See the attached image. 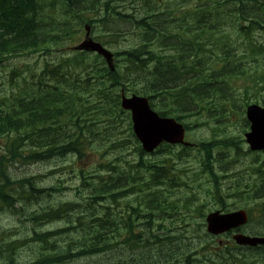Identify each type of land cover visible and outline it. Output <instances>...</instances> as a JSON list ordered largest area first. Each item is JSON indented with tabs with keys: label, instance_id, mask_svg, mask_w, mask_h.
<instances>
[{
	"label": "trees",
	"instance_id": "obj_1",
	"mask_svg": "<svg viewBox=\"0 0 264 264\" xmlns=\"http://www.w3.org/2000/svg\"><path fill=\"white\" fill-rule=\"evenodd\" d=\"M38 1L0 0V59L5 60L39 51L46 53L48 52L47 48L61 42L62 38H65L69 33L66 20L59 23L58 26L54 24L51 15L45 14L43 16V9ZM121 1L123 4L134 3L135 5L137 3V6L142 10L141 14L126 16L123 13H118L122 10V6L116 9V2L101 0V22L113 16L122 17V20L112 19L105 24L109 29L112 27V31L116 33L131 32L140 38L141 42H139L136 51H126L119 54V57H123L125 63L128 64V68L121 71V67H119L114 72H110L102 61L101 66L94 63L92 67L88 64L83 65L84 61L65 66L55 65L51 70L49 67H45L43 74L56 77L55 86L51 91L47 90L42 95L28 94L27 88H24L18 95L12 96L16 102L8 106L5 111L0 106V139L9 133H13L21 141H28L29 144H34L33 146H50L53 141V145L61 147L38 163L61 158L69 151L80 158L84 153H90L89 149L95 144H98V148L101 147L104 154H113L115 150L120 149L113 138L119 136V133L116 132L119 125H124L127 121L126 114L120 109L119 89L124 88L126 92H140L155 98L172 97L184 75L172 70V63L165 64L162 54L168 50L175 51L178 57H172L174 66L184 63L186 54H189L190 51H196L195 47L190 46L193 43L185 39L187 34L190 39L194 38L193 41L197 40L200 34L209 37V40L215 39L216 46L226 52H234L235 49L230 48L232 47L229 40V29L231 28L233 32L238 30V39L243 42L240 45L254 51L249 36L250 32L258 30L264 24V0H194L197 3L191 9L186 8V3L191 0ZM247 2L250 4L247 5ZM85 3L88 5L91 3L90 6H94L99 2L97 0H64L63 2L68 9H71V6L76 8L77 4L85 5ZM56 6L58 3L55 2L49 4L48 7L54 11ZM44 20H49L53 29L47 32L45 36L41 35L46 30L41 24ZM189 20L192 21L190 25L187 23ZM78 27L79 25H73L74 30ZM54 28L57 29L54 30ZM120 28L121 30H119ZM189 30L195 34L189 33ZM199 30L200 34L198 33ZM185 44L189 45L187 50H185ZM222 57H225L224 54ZM77 60L79 59L77 58ZM151 62L154 63V66L150 64ZM142 67L146 69L145 75L141 72ZM149 73L154 74L155 79L147 77ZM245 74L246 71L241 67L239 59L232 55L227 56L225 65L222 66L217 77L202 79V82L222 83L223 85L210 86L208 83L205 87L215 99L225 95L228 96L227 99H230L229 94L233 91L234 86L224 84L225 79L228 78L233 83V78H250ZM259 81L262 83L264 80L261 78ZM259 81H256V85H261ZM40 83L42 82L39 81ZM129 83L132 86L128 85ZM33 86H38V84ZM224 87L226 93L223 91ZM223 93L225 94L223 95ZM235 93L236 88L233 98ZM183 107L192 108L187 101L183 102ZM118 122L119 125H117ZM97 123H101V133L94 128V124ZM37 130L41 137L36 140L35 132ZM46 133L49 135H42ZM100 134L101 138H99ZM94 137L97 139H93ZM20 148L14 145L11 153H14L15 149L19 151ZM136 148L139 155H142L139 147ZM116 160L120 165L122 164L119 156H113L112 160L105 161L110 163L103 166L111 174L101 176V182L93 181L88 184L90 193L85 198L83 208L81 210V207L77 208L73 212V216L76 217L68 221V224L74 227L64 228L62 231L56 230L51 234L57 235L54 240L52 239L56 241L67 237V233L73 229L75 233L72 236L68 235V237H74L68 240L67 247L60 248L63 249L65 256L72 253L76 255L64 263H62V258L65 256L61 253L53 259L47 260L42 257L43 264H67L70 261L79 264L80 260L88 259L96 253L97 256H101L104 261H107L98 264L147 263L140 262L139 254L136 253L100 254L111 247V241L119 234L118 219L112 212L115 213V208L120 200L130 191L118 192L128 186L138 188L139 184L136 181L141 180L140 176L135 178L140 174L138 168H136L135 177H133L129 175V171L127 173L121 172V167L112 163ZM1 166L2 163H0V168ZM138 167L153 172V186L157 187L165 182L170 172V168L164 163L161 166L145 167L139 161ZM169 180L171 181L170 178ZM24 184L26 185V183ZM28 185L30 186L27 183ZM262 190L264 194V187ZM97 195L98 199L94 202L91 201ZM157 198L161 202L160 204H158ZM157 198L155 197L146 204V207L152 209L148 211L150 213L158 212L159 215H163L168 207H172V204L163 200L160 194L157 195ZM100 201L107 204L103 210L101 209V215H98L93 207L98 205ZM134 201L133 203L128 202L125 207V215L128 220L124 221L125 225L120 231L127 233L144 232L150 231V227L153 230L152 222L145 221L148 213L141 215L142 211L145 210L144 199L136 198ZM262 208L264 212V204ZM39 213L45 214L48 211L41 210ZM142 220L145 222L142 223ZM143 225L145 227L141 229ZM136 239L137 237L134 236L133 241L137 242ZM210 247L209 242H198L196 246L184 247L183 249H179L175 244H169L162 246L154 257L157 258L158 264H166L160 262L163 259V253L170 255L182 253L183 264H235V261L239 259L238 256L231 253L235 251L231 245ZM57 249L59 248L57 247ZM183 250H186V254ZM59 251L61 250L59 249ZM257 251L255 260L252 262L245 261L243 264H264V249L263 253L260 250ZM147 257H143L141 260ZM119 258L121 259L119 260ZM153 258L149 260H155ZM167 264L172 263L167 262Z\"/></svg>",
	"mask_w": 264,
	"mask_h": 264
},
{
	"label": "rangeland",
	"instance_id": "obj_2",
	"mask_svg": "<svg viewBox=\"0 0 264 264\" xmlns=\"http://www.w3.org/2000/svg\"><path fill=\"white\" fill-rule=\"evenodd\" d=\"M176 1H180V0H176ZM196 3H197L196 1L191 0L188 3H186V8L191 9ZM249 4L250 3L247 2V5ZM101 30L106 31V32L108 31L111 33V35L109 36V40L112 41L113 49H117L118 51L129 50L133 48L134 45L139 41V38L135 37L134 34L131 32L116 33L110 30L107 26L105 28H101ZM255 34H256L255 37L258 43L264 46V35H261L260 33H255ZM103 41L108 42L107 40H103ZM113 49H111V51H113ZM191 54H193V51L189 52V55ZM261 58H264V56H258L257 60L260 61ZM38 60L40 59L36 55L31 56V57H20V58L7 60L3 63V65L0 66V100H3L5 96H9L12 92V88L14 89L13 93L14 94L17 93L18 88L21 85L20 77H26L28 79L29 74L27 72L29 70H40V62H38ZM12 70L16 74L20 75L17 79L20 82V84L18 85L10 83ZM183 75H184L183 77H186L185 73H183ZM240 84H243V83L238 82L237 88L242 87ZM249 99H251V97ZM251 101L254 102V99H251ZM185 109L192 110L193 108L186 107ZM242 110H243V105L241 102H239L237 103V107H235L234 109V112L237 113L238 116L230 117L229 115L230 110L227 111L225 116L227 119L229 118L230 119L225 124L223 122L224 117L218 116V119H217L219 120L218 122L215 119L217 115L209 116L210 111L208 110L199 111V112L196 111L194 112L193 116H190L191 118L190 122H192L193 125L194 123L205 124V125H202L203 126L202 128L199 127V129H195V131L192 132V134H189V136L192 135V137L190 136L192 139L191 140L192 142L194 141L197 142L200 140H206L207 142H210L213 139V136H215L217 139L222 140V141L228 140L229 139L228 137L238 138L240 140L238 147H240L244 152H241L238 154L235 148L229 149V148L217 147V148H213L214 152L212 153V156L214 157L213 159L215 160V162H213V169L215 173L220 177L218 181H220V183L224 185V186H220L222 188V191L226 189L221 195L224 201L229 205V210L233 208L231 204L233 202H235L234 203L235 208H242L241 207L243 205L242 201L243 199L248 198V195L244 194L241 197L233 195L234 197H232V195L227 196V191L228 193H232L236 191L237 193L247 192L249 188H251L250 186L251 183H254L255 179L257 178V173L252 169H256L258 166L257 164L261 165L264 160L263 156L252 154L248 150L244 142H242V139H244V133L247 131V129L244 127V124L242 122ZM218 112L221 115L223 113V110L219 109ZM176 151L178 150H174V152ZM124 153H127L125 157H130L133 160L136 159V156L135 154H133L131 149H128ZM242 153H245V154H242ZM165 157H166L165 155L152 156L149 154L147 157H145V159L149 161H155L157 159H164ZM198 157L199 155H197V152L192 151L189 153V157L185 158V160L180 161L179 164L180 166L185 167L189 170L185 181L188 183L187 184L188 189L192 188V190L188 192H193L198 198L197 202L205 205L204 212L205 214H207L208 209L212 208V206L213 208L211 210H214V209L218 210V207L214 205L213 199L209 195L203 192V190H205L206 187H210V184L208 183L207 175L202 172V166L198 163ZM69 161L71 162L72 159H70ZM99 161L100 159L97 158L95 161V165ZM51 162L52 161L50 162L45 161L44 163H38V165L47 166ZM80 166H82V164H80ZM22 169L23 168H18V170L20 171L14 174V176L16 177L30 176V175L36 174L37 172H40V173L44 172V170L39 168L36 172L25 173L23 172ZM221 176H225L226 178L222 179ZM68 178H69L68 175L50 177L42 181L41 183L39 182L38 186L46 187L51 184L55 185L59 179L68 180ZM190 179H193L194 183H191ZM75 183H76L75 181L68 182L66 183V186L70 184L75 185ZM198 188H201V189H198ZM187 195L190 196L191 194L189 193ZM55 197L56 198L53 201H51L53 199L51 198V199H46L40 203L42 206H46L48 204L58 205L61 202L72 201L75 198V194H74V191H71V189H69L65 191L62 194V196L58 195ZM97 199H98V195L95 196L91 201L94 202ZM79 205H83V204H79ZM80 207L78 208H80L81 210L83 207L82 206ZM244 210L251 213V219H250L249 225L242 231L247 232V233L249 232L250 234H256V235L264 234V223L259 222L258 215L255 212L254 203L250 201L249 205H247V208H245ZM254 214L256 216H254ZM200 218L201 217L198 214H193L191 220L187 219V221H190L188 225L185 227V229L183 228L181 230L177 229L178 223L176 225L172 221L171 222L168 221V223H164V227H166V231L169 236L167 238H170V240L175 238L176 239L175 246H177L179 249H183L184 247L190 248L192 245L196 246L198 242H209L210 245H218V246H219V243L221 245H224V242H227L225 238H222V237L211 238L210 236L209 237L204 236L205 230L204 228L200 227V224H199L201 222ZM153 227H154V224H153ZM52 228H57V224L56 223L52 224ZM63 229L64 228H59L56 230L62 231ZM200 230H202L204 233ZM153 234L158 235L161 233H158L155 228L153 230ZM56 237L57 235H51V239L53 240ZM122 247L124 248V246ZM144 251L145 253L138 255L140 260L141 258L146 257V256L154 257V252H151L150 250H144ZM183 252L186 254V250H183ZM36 253H37L36 251H29L26 254L24 259L27 260V264H29L30 261H35V262L39 261L40 263L43 262L42 257L39 258V260L34 258V254ZM61 254L65 256L64 255L65 253L64 254L61 253ZM73 255H76V254L72 253L62 258V263L73 259ZM182 255H183L182 253H178V254L173 253L172 255L163 253L162 260H163V263L170 262L172 264H183V261L181 259ZM256 255H257L256 253H253L251 255L249 253H246L244 258L241 259V262H245V261L249 262V261L255 260ZM92 257H88V259L80 260L79 264H98L99 262H104V263L107 262V261H104L101 258V256L96 255ZM94 257L96 258L94 259ZM120 259L121 258H119V260ZM67 264H74V263L70 261Z\"/></svg>",
	"mask_w": 264,
	"mask_h": 264
},
{
	"label": "water",
	"instance_id": "obj_3",
	"mask_svg": "<svg viewBox=\"0 0 264 264\" xmlns=\"http://www.w3.org/2000/svg\"><path fill=\"white\" fill-rule=\"evenodd\" d=\"M81 49L97 51L110 61V55L92 43H84ZM122 107L132 112L134 130L143 143L145 150L151 151L161 141H180L175 135L176 127L170 124L169 120H161L156 114L150 111L145 99L132 97L123 99ZM248 119L252 123V133L246 135L247 142L251 148H264V110L255 106L248 108ZM239 217V219H238ZM243 221V213L239 212L234 216H218L214 214L208 217V231L212 234H219ZM243 245H264V239L237 238Z\"/></svg>",
	"mask_w": 264,
	"mask_h": 264
},
{
	"label": "flooded vegetation",
	"instance_id": "obj_4",
	"mask_svg": "<svg viewBox=\"0 0 264 264\" xmlns=\"http://www.w3.org/2000/svg\"><path fill=\"white\" fill-rule=\"evenodd\" d=\"M38 252H39V251H37V253L34 254V258L39 260V258H41V255H40ZM6 259H7V258H6ZM11 259H14V257L11 258ZM18 259H19V258H18ZM14 260H16V259H14ZM5 262L10 263L8 260H5ZM18 264H19V263H18ZM22 264H27V260L24 259ZM29 264H41V263H40L39 261H38V262L30 261Z\"/></svg>",
	"mask_w": 264,
	"mask_h": 264
},
{
	"label": "bare ground",
	"instance_id": "obj_5",
	"mask_svg": "<svg viewBox=\"0 0 264 264\" xmlns=\"http://www.w3.org/2000/svg\"><path fill=\"white\" fill-rule=\"evenodd\" d=\"M17 9V8H16ZM122 20V19H121ZM112 23V22H111ZM121 23V22H120ZM120 23H118L119 25H121ZM127 23V22H126ZM108 27V26H107ZM121 27V26H120ZM115 28V27H114ZM118 28V27H117ZM116 29V28H115ZM110 30H112V27H111V29ZM119 30H121V28L119 29ZM66 147V146H65ZM62 151H64V150H62ZM95 194V193H94ZM84 210V209H83ZM97 254V253H96ZM70 255V254H69ZM74 256V255H73ZM42 257V256H41ZM56 257V256H55ZM93 258V257H92ZM96 257H94V259H95ZM126 258V257H125ZM67 259V258H66ZM97 262H99V261H97ZM41 264H43V262L41 263Z\"/></svg>",
	"mask_w": 264,
	"mask_h": 264
}]
</instances>
